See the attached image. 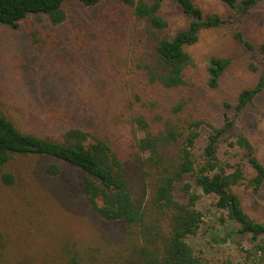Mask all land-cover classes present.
Masks as SVG:
<instances>
[{
    "label": "trees",
    "instance_id": "trees-1",
    "mask_svg": "<svg viewBox=\"0 0 264 264\" xmlns=\"http://www.w3.org/2000/svg\"><path fill=\"white\" fill-rule=\"evenodd\" d=\"M69 1L0 0V22L17 29L32 15L44 16L58 25L66 19L64 6ZM78 1L91 6L99 0ZM119 1L130 8L140 35L138 42L132 41L139 88L132 89L128 101L133 108L132 125L140 136L131 141V149L125 154L126 148L112 140L74 126L64 129L57 140L40 137L22 132L0 113V171L20 155L52 160L45 166V172L52 176L61 173L59 163L67 164L75 171L74 180L89 209L105 221L118 222L121 231L115 243L105 247L63 239L49 259L15 264H210L195 254L188 241L203 223L204 215L198 207L202 196H212L218 220L227 225L225 238L248 241V246L241 248L243 264H264V221H256L245 212L238 193L241 188L258 192L264 185V161L256 157L242 126V113L264 87V43L255 45L241 30L234 31V38L258 55L260 64L249 65L257 72L256 82L242 87L233 103H224L233 113L224 110L220 126H215L197 104L199 96L191 75L193 60L186 49L196 43L202 29L242 22L260 0H219L232 10L224 17L204 14L194 0H171L188 17L187 25L174 34L168 33L167 20L160 14L163 0ZM39 32L30 23L28 34L34 43L41 42ZM231 63L230 58H209V88L218 86ZM138 90L154 96L157 90H163L177 98L170 96L169 108L158 104L160 109L167 108L166 113L154 111L148 117L152 108L143 101L140 105ZM202 128L208 133L197 155ZM221 141L228 150L240 151V158L233 163L223 161L218 154ZM0 178L6 185L15 182L10 172L1 173Z\"/></svg>",
    "mask_w": 264,
    "mask_h": 264
},
{
    "label": "rangeland",
    "instance_id": "rangeland-1",
    "mask_svg": "<svg viewBox=\"0 0 264 264\" xmlns=\"http://www.w3.org/2000/svg\"><path fill=\"white\" fill-rule=\"evenodd\" d=\"M194 2L206 15L232 14L219 0ZM64 8L66 19L58 25L44 16L32 15L17 29L0 22V113L22 132L57 140L64 129L79 127L126 148V154L131 141L140 136L131 122L133 108L128 105L132 89L139 88L133 66V42L140 36L135 26L139 24L130 8L119 0H99L91 6L71 0ZM160 14L167 20L170 34L188 23V17L171 0L162 1ZM30 23L40 30L37 37L41 42L34 43L30 38ZM237 29L255 45L264 43V0L242 22L200 30L196 43L186 48L193 60L191 75L199 96L197 104L215 126H220L224 110L233 113L224 103H233L238 91L257 79V72L249 65H259L260 57L234 38ZM212 56L232 60L216 88H209L206 82V65ZM138 92L140 105L143 101L152 108L148 115L145 113L148 117L154 111L166 113L172 96L169 92L157 90L156 96ZM158 104L167 108L160 109ZM242 121L256 157L264 161V87L245 108ZM202 129L197 155L208 133ZM218 149L223 161L233 163L240 158V151L228 150L223 141ZM49 162L52 160L40 156L20 155L0 171V175L10 172L15 177L11 185L0 178V264L49 259L63 239L105 247L114 244L121 231L118 222L105 221L89 209L74 180L75 171L59 163L61 173L49 175L45 172ZM238 193L245 212L256 221H264V185L258 192L241 188ZM198 207L204 215L203 223L188 239L195 254L210 264H243L241 248L248 246L246 238H225L227 225L218 220L212 196H202ZM237 239L240 242L236 244Z\"/></svg>",
    "mask_w": 264,
    "mask_h": 264
}]
</instances>
